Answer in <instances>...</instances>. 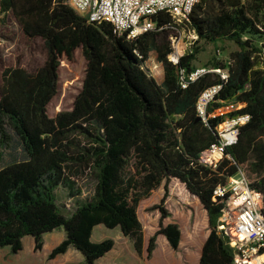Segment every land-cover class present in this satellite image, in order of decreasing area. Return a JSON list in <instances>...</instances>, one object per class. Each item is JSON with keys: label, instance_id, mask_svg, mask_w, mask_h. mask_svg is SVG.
I'll return each mask as SVG.
<instances>
[{"label": "trees", "instance_id": "1", "mask_svg": "<svg viewBox=\"0 0 264 264\" xmlns=\"http://www.w3.org/2000/svg\"><path fill=\"white\" fill-rule=\"evenodd\" d=\"M0 12L12 14L23 34L40 39L46 49L45 62L35 72L17 67L1 74L0 148H10L13 132L27 160L0 169V249L17 254L22 239L31 236L39 251L45 234L63 228L66 240L49 260L73 247L86 264H96L115 245L111 239L91 242L93 229L103 225L119 228L142 256L138 208L163 187L165 194L154 207L159 228L149 240L148 258L158 236L176 251L180 228L163 221L170 216L165 207L169 183L178 179L207 212L209 235L200 264H232L234 251L218 230L223 206L214 191L242 171L264 204V53L245 39L264 29V0H201L193 8L182 23L197 42L225 40L239 50L230 55L228 65L217 62L211 68L227 70V82L210 72L186 89L180 86V73L195 70L192 63L199 50L181 57L177 65L169 61L168 32L178 23L168 14L156 17L166 30L128 39L117 35L110 23L88 22L66 0H0ZM79 49L85 60L81 89L70 110L51 118L47 107L58 92L61 59L73 61ZM151 52L163 66L162 84L144 70ZM220 84L208 115L221 102L233 101L243 105L235 114L249 115L250 120L240 128L237 142L226 148L229 158L214 170L200 163V155L218 143L222 118L210 117L204 124L196 102L203 91ZM88 172L96 182L93 196L77 201L70 215L62 213L55 191L63 188L70 198H79L76 181Z\"/></svg>", "mask_w": 264, "mask_h": 264}, {"label": "built area", "instance_id": "2", "mask_svg": "<svg viewBox=\"0 0 264 264\" xmlns=\"http://www.w3.org/2000/svg\"><path fill=\"white\" fill-rule=\"evenodd\" d=\"M201 0H68V6L90 23L98 25L110 23L119 36L136 39L150 32H162L167 26H159L156 17L168 14L179 23L187 21L193 8ZM183 55L172 49L169 61L177 65ZM218 73L225 83L227 70L217 71L197 68L189 75L182 70L179 83L186 89L190 82L210 73ZM223 85H214L201 93L196 102L197 117L204 123L210 117L222 118L217 128L219 141L200 155V163L217 169L229 158L225 150L237 142L239 130L246 125L250 117L235 114L243 106L233 101L221 102L222 107L208 115V108L216 102ZM214 199L222 203L218 219V230L228 238L234 251L232 264H264V204L260 192L252 189L242 171L227 179L214 191Z\"/></svg>", "mask_w": 264, "mask_h": 264}, {"label": "rangeland", "instance_id": "3", "mask_svg": "<svg viewBox=\"0 0 264 264\" xmlns=\"http://www.w3.org/2000/svg\"><path fill=\"white\" fill-rule=\"evenodd\" d=\"M68 2V0H66ZM247 0H243L245 2ZM264 24V22H263ZM169 41L171 49L179 51L183 56L192 52L195 48L199 50L196 60L192 65L197 68H208L211 70L213 64L221 62L225 65L230 63V55L239 50V48L229 41H219L216 43L197 42L196 34L191 31L187 25L179 22L178 25L170 30ZM245 39L257 46L264 53V29L262 33L256 36L247 35ZM46 58V49L40 39H29L16 22L12 14L4 16L0 12V82L1 74L7 68H24L29 72H35L43 66ZM144 70L155 80L161 83L162 72L159 70L158 61L155 52H152L147 60ZM85 72V60L81 50H77L73 61H67L62 58L59 68V82L57 95L51 100L47 107L49 117H55L61 111H68L72 108L73 102L79 93ZM242 105V104H241ZM243 106V105H242ZM12 142L9 150L6 152L0 148V167L9 165V160L20 147V139L11 132ZM82 146L86 144L82 141ZM77 189L81 190V195L75 201H69L68 194L64 189L58 191L56 201L62 213L69 215L74 211L76 202H84L91 198L94 193L95 179L89 172L78 177L76 181ZM146 199L142 201L138 208L139 218L149 226L151 218H154L158 211L154 207L159 201ZM148 231V229H147Z\"/></svg>", "mask_w": 264, "mask_h": 264}, {"label": "crops", "instance_id": "4", "mask_svg": "<svg viewBox=\"0 0 264 264\" xmlns=\"http://www.w3.org/2000/svg\"><path fill=\"white\" fill-rule=\"evenodd\" d=\"M158 66L162 72V79L159 84H162L164 78L163 66L160 63H158ZM8 150L9 148L5 151ZM26 160L27 156L20 144L8 164ZM2 168L3 166L0 167V169ZM60 189L63 188H58L55 191L56 197ZM65 191L67 192V190ZM164 194L163 187H160L148 199L160 202ZM68 199L69 201H75L78 198L68 196ZM165 207L170 216L163 221V224H177L181 231V241L176 251L171 248L164 236H158L156 249L152 257L148 258L149 240L159 228L160 214L158 213L155 214L154 218H151L149 226H146L140 220L144 231L142 256L138 255L133 243L123 236L119 228L107 229L103 225L96 226L91 234L92 243L96 244L108 239L113 240L115 243L114 248L97 260L96 264H200L202 249L209 235L207 212L199 200L191 195L185 185L178 179H171L169 183V195ZM65 240L66 232L63 228H59L43 236V247L37 251L34 238L26 236L22 239V250L17 254L12 253L10 248L0 249V264H86L83 254L73 247H70L64 254L57 255L54 259L49 260L51 252Z\"/></svg>", "mask_w": 264, "mask_h": 264}, {"label": "water", "instance_id": "5", "mask_svg": "<svg viewBox=\"0 0 264 264\" xmlns=\"http://www.w3.org/2000/svg\"><path fill=\"white\" fill-rule=\"evenodd\" d=\"M200 120V119H199Z\"/></svg>", "mask_w": 264, "mask_h": 264}]
</instances>
